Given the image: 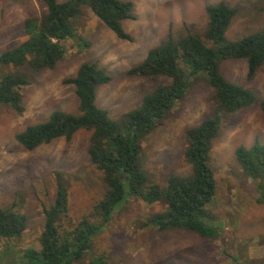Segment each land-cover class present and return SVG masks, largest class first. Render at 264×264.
I'll return each instance as SVG.
<instances>
[{"label": "rangeland", "instance_id": "rangeland-1", "mask_svg": "<svg viewBox=\"0 0 264 264\" xmlns=\"http://www.w3.org/2000/svg\"><path fill=\"white\" fill-rule=\"evenodd\" d=\"M124 1L133 4V18L122 23L132 40L119 39L86 8L72 20L76 38L66 41L67 53L54 69L36 70L29 64L0 67V75L20 73L30 81L21 89L22 110L0 105V207L13 209L28 221L22 237L0 243V264H22L26 249L40 248L43 211L55 201L57 172L70 191V213L64 226L77 224L85 216L94 217L95 206L106 194L102 173L88 155L91 131L82 130L70 140L60 138L34 150L16 141L17 134L46 121L55 111L78 113L75 87L66 80L75 77L81 65L95 63L107 71L111 81L97 87L96 104L119 122L157 85L168 83L163 77L130 74L150 50L170 37L178 41L189 34L213 46L206 38L207 6L223 2L236 10L226 33L229 42L264 31V0ZM46 13L42 0H0V54L27 39V20L41 19ZM221 74L264 100V65L249 79L246 60H227L221 64ZM190 84L186 96L142 142L144 170L150 184L161 188L167 186L172 174H192L185 156L186 133L205 119L220 116L222 129L210 160L217 193L207 207L213 224L220 228V237L202 238L188 230L161 231L151 220L164 213L167 204H148L131 197L95 238L92 252L80 264H90L100 255L111 264H264V203L258 202L259 185L264 180L246 176L235 156L240 146L251 147L257 141L264 145V112L256 105L236 114L222 111L205 72L196 74Z\"/></svg>", "mask_w": 264, "mask_h": 264}, {"label": "trees", "instance_id": "trees-1", "mask_svg": "<svg viewBox=\"0 0 264 264\" xmlns=\"http://www.w3.org/2000/svg\"><path fill=\"white\" fill-rule=\"evenodd\" d=\"M47 8L41 19H29L24 30L27 39L0 54V67L20 68L29 64L33 69H54L65 57L66 41L76 38L72 20L89 9L119 39L132 40L122 23L132 19L133 4L124 0H42ZM209 17L206 38L189 34L149 51L146 59L130 70L133 76L163 77L166 84L157 85L146 94L141 104L114 121L107 110L96 104V89L111 77L95 63L81 65L75 77L66 83L75 87L78 113L55 111L44 122L30 125L16 135V141L27 150H34L57 139L70 140L82 130L91 131L88 155L92 165L102 173L107 187L104 198L95 206L94 217H83L77 224L64 226L70 213V191L60 172L56 173L57 193L54 203L44 207L45 224L40 248H28L21 255L22 264H80L92 252L93 242L112 222L116 212L138 197L148 204L165 202L167 210L152 218L151 224L161 231L188 230L202 238L220 237V228L213 224L208 210L217 193V182L210 166L214 141L222 129L220 116L205 119L186 133V159L192 168L187 177L170 175L167 186L150 184L144 170L142 142L154 132L189 91L190 81L205 72L213 88L219 108L236 114L252 106L264 112V100L243 86L227 81L221 74V64L227 60H246L248 78L254 79L264 65V31L226 40V33L236 16V10L226 3L206 7ZM30 85L24 74L0 75V105L22 110L21 89ZM236 159L246 176L264 180V145L240 146ZM264 203V183L259 185ZM99 219L100 222H97ZM28 228L27 218L0 207V243L22 237ZM90 264H111L103 255L94 256Z\"/></svg>", "mask_w": 264, "mask_h": 264}]
</instances>
